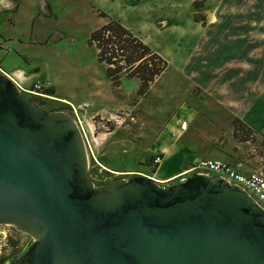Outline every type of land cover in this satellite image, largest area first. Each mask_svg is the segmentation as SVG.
Wrapping results in <instances>:
<instances>
[{"label": "water", "instance_id": "1", "mask_svg": "<svg viewBox=\"0 0 264 264\" xmlns=\"http://www.w3.org/2000/svg\"><path fill=\"white\" fill-rule=\"evenodd\" d=\"M83 134L0 75V225L33 240L8 264H264V209L219 176L94 185Z\"/></svg>", "mask_w": 264, "mask_h": 264}, {"label": "rangeland", "instance_id": "2", "mask_svg": "<svg viewBox=\"0 0 264 264\" xmlns=\"http://www.w3.org/2000/svg\"><path fill=\"white\" fill-rule=\"evenodd\" d=\"M100 4L112 9L110 3ZM188 6L186 0H168L161 4L153 3L147 9L145 5L139 4L136 9L120 11L122 21L136 32L140 31L148 41L146 44L158 54L160 52L168 64L164 73L143 95L137 94L136 78L122 77L117 85L113 84L106 75V66L97 61L96 49L88 44L91 31L106 21L98 13L107 12L98 4L57 0L53 3L56 19L52 15L51 19H39L32 23L26 17L34 9L30 10L29 0H25L12 22L0 21L2 69L11 72L22 68L30 74L37 69L36 79L44 86L42 93L51 96L41 99L24 93L36 106L45 111L62 110L75 118L68 104L75 107L87 104L84 108L81 106L83 109L78 110L77 114L87 148L88 177L94 181L93 176L98 174L94 181L96 186L108 184L117 177L129 178L137 173L153 175L155 165L151 157L162 156L156 151L157 138L165 129L169 135H172L171 129L177 134L182 121L188 123V129L179 142L190 146L195 156L217 158L218 149L222 153L227 152L226 160H247L253 169L264 163V146L252 131L247 142L239 138L241 134L234 136L232 125H227L228 122L224 121L217 131L214 111L201 107L203 94L177 71L181 62L179 52L167 43L166 34L155 32L150 27L156 17H168L183 25L190 19L189 10L194 7L191 13L195 20H217V36L222 41L249 36L258 45V41H264V0H197ZM0 16L4 18L5 15ZM234 23H238V27ZM144 38L141 39L144 41ZM255 47L257 49L259 46ZM259 61L262 67L254 73L264 79V59ZM17 75L22 81L20 72ZM236 79L233 78L232 88L236 90L233 93L236 98L243 96L245 102L240 103L242 106L239 105L235 110H227L230 113L238 112L255 128L262 127L259 134H263L264 92L252 91L240 84L242 78L237 82ZM30 82L24 80L21 84L29 88ZM57 97L70 102L58 101ZM189 110L195 111V116L190 120L184 113ZM221 113L222 117L226 114L222 110ZM204 136L209 138V142L203 139ZM219 142H222L221 146H217ZM165 152L167 156L174 153L172 150ZM178 162L176 157L167 158L162 162L160 171L170 172ZM32 240L29 235L16 231L12 226L0 225V257L9 256L14 251L24 252Z\"/></svg>", "mask_w": 264, "mask_h": 264}, {"label": "crops", "instance_id": "3", "mask_svg": "<svg viewBox=\"0 0 264 264\" xmlns=\"http://www.w3.org/2000/svg\"><path fill=\"white\" fill-rule=\"evenodd\" d=\"M25 0H0V15L4 14V18H1L0 21H10L14 19V15L20 12V5ZM88 2L89 4L95 3L98 4L107 12L109 16L113 19L118 20L123 26L133 32L140 39L144 38L142 34L136 32L133 28L129 27L122 21L120 16V11L126 8L136 9L138 5H145L146 9L153 3L161 4L162 2H168V0H80ZM197 0H186L187 6ZM57 0H29L31 5L30 10L34 9V12H30L26 19L34 23L36 20H43L45 18L51 19V16L54 15L55 19L57 15L53 11V3ZM107 2L112 5V9L104 8L100 3ZM189 8V6H188ZM36 9V11H35ZM194 7L190 12V19L185 21L182 25L174 19L168 17H156L151 22L150 27L154 29L155 32L164 33L167 35V43L170 44L174 50H177L180 54L181 62L177 66V71L182 74V76L193 83L196 86L197 90L203 94V100L201 101V107L208 108L213 112L215 117V123H217V131L221 129L222 123L228 122L227 125H232V120L234 118L239 119L244 125H246L256 139L262 142L264 146V130L263 134H259L262 127L253 126L251 122L247 121L244 117L240 116L238 112L234 111L232 113L228 112L227 109H236L237 107L242 106L240 103L245 102L244 97L236 98L234 95V90L232 85L234 84L233 78L236 77V82L239 81V78H242L243 81H239L240 84L248 87L250 90L255 92H264V79L262 76L255 75L256 69L262 67L259 59H264V41H258V45L255 43L254 39L250 40L249 36L245 38L238 37L231 38L229 41H222L221 37L217 36V20H208L206 22L195 20L192 16L194 12ZM101 22L96 28L104 24ZM247 24V21L245 22ZM220 24V23H219ZM236 27L238 23H234ZM249 24H247L248 26ZM222 26V25H220ZM250 27V25H249ZM250 31V30H249ZM252 32V31H251ZM141 36V37H140ZM141 39V40H142ZM143 41V40H142ZM145 43L148 42L144 38ZM143 41V42H144ZM263 44V45H262ZM261 45V46H260ZM255 46H259V50ZM152 48V47H151ZM153 49V48H152ZM256 49V50H255ZM154 50V49H153ZM160 54V52H159ZM162 56V54H161ZM251 64H250V63ZM27 74L31 81H38L36 78L38 76V71L33 70L30 74L25 69H16ZM15 71V70H13ZM12 72V71H11ZM253 73V75H252ZM252 75V76H251ZM264 76V74H262ZM52 90V89H51ZM55 97V95H54ZM56 98V97H55ZM58 101L70 102L67 99L57 97ZM253 105V103H252ZM251 105V107H252ZM222 111H225L226 114L222 117ZM190 111V110H189ZM184 112L187 114L188 120L195 116V111ZM181 129L175 134L172 129L169 135L167 129L163 130L162 133L157 138L156 148L159 154H162V161L160 168L155 171L154 178L159 181H165L177 173L185 169L193 160L198 157L190 149V146L180 143V139L184 136L187 128ZM172 131V132H171ZM230 132L232 130L230 129ZM165 136L163 137V135ZM220 132L218 133V135ZM218 138L220 136H217ZM162 138V140L160 139ZM217 138V141H219ZM204 140L209 138L206 136L203 137ZM209 142V140H208ZM247 142V140L245 141ZM222 142H219L221 146ZM166 151L172 150L170 155H166ZM217 158L212 159H221L231 163L232 165L242 164L241 170L245 173L253 170L252 166L249 164V161L242 162L240 159H229L226 160L227 152H220L217 149ZM176 157L178 158V163L174 165L170 172L160 171L162 168V162L165 159H170ZM206 158V157H205Z\"/></svg>", "mask_w": 264, "mask_h": 264}, {"label": "trees", "instance_id": "4", "mask_svg": "<svg viewBox=\"0 0 264 264\" xmlns=\"http://www.w3.org/2000/svg\"><path fill=\"white\" fill-rule=\"evenodd\" d=\"M98 14L106 21L91 31L88 37V44L96 49L97 61L106 66V75L113 84L117 85L122 77L136 78L137 94L147 93L149 86L167 69V61L118 20L104 12ZM232 128L235 137L241 134V140L249 139L251 131L239 119L232 120ZM156 168V165L153 166V173ZM16 253L18 251L9 256L2 255L0 264H8Z\"/></svg>", "mask_w": 264, "mask_h": 264}, {"label": "built area", "instance_id": "5", "mask_svg": "<svg viewBox=\"0 0 264 264\" xmlns=\"http://www.w3.org/2000/svg\"><path fill=\"white\" fill-rule=\"evenodd\" d=\"M21 74L22 81H19V75ZM0 75H5L12 80V82L17 86V88L22 91L23 93L34 95L41 99L51 98L44 93H42L44 86H42L39 81H31L30 77L27 75L25 76L23 72L15 70L12 72H6L0 66ZM24 80L31 81L29 88H24L21 82ZM70 106L72 114L75 116L74 120L76 121L77 125L79 126L81 132L83 133V129L78 120V110L87 106L86 103L82 105H78L77 107L73 106L72 104H68ZM83 106V108L81 107ZM186 128V121H182L181 129ZM161 155L153 156L152 163L154 165H158L162 161ZM157 166V167H158ZM242 164L239 163L237 165H232L231 163L221 160V159H212V158H205V157H198L193 160L185 169L181 172L177 173L176 175L172 176L171 178L165 181H159L154 178V175H146L142 173H137L139 175H143L145 177H149L154 179L155 181L159 182L162 186H166L170 183H179L184 182L193 174H205L209 176H219L220 178L227 181L229 184H234L241 187L245 192H247L263 209H264V163L260 165L259 168L253 169L248 173H245L241 170ZM110 172V175H115V173ZM136 175V174H135ZM98 178V174L93 176V180L96 181ZM104 180H107L104 177ZM94 181H92L94 183ZM95 185V183H94Z\"/></svg>", "mask_w": 264, "mask_h": 264}, {"label": "flooded vegetation", "instance_id": "6", "mask_svg": "<svg viewBox=\"0 0 264 264\" xmlns=\"http://www.w3.org/2000/svg\"><path fill=\"white\" fill-rule=\"evenodd\" d=\"M18 254H19V253H18ZM16 255H17V253H16L14 256H16ZM14 256H13V257H14ZM13 257H12V258H13ZM12 258L8 260L9 263H11V262L13 261Z\"/></svg>", "mask_w": 264, "mask_h": 264}]
</instances>
